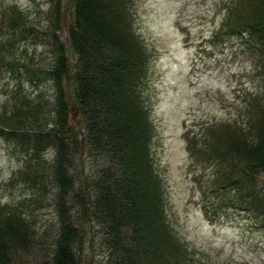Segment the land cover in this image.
Listing matches in <instances>:
<instances>
[{
    "label": "trees",
    "instance_id": "16d2710c",
    "mask_svg": "<svg viewBox=\"0 0 264 264\" xmlns=\"http://www.w3.org/2000/svg\"><path fill=\"white\" fill-rule=\"evenodd\" d=\"M50 1L43 26L32 10L0 0V72L8 73L15 87L25 81L53 90L49 114L28 110L23 115L25 107H42V101L33 104L27 93L11 96L9 90L6 96H18L20 108L0 112V137L20 148L24 162L13 180L21 173L30 187L38 186L42 155L48 149L53 153L57 232L50 251L30 264H83L88 243L84 221L98 239L99 252L113 257L110 264H200L174 233L163 180L154 168V125L146 92L151 55L134 28L133 0H69L73 19L67 45L57 33L63 0ZM224 12L214 37L244 42L264 80V0H226ZM31 36L51 46L54 56L46 66L19 56L17 44ZM67 85L81 114V129L70 121ZM260 92L250 94L245 113L210 129L207 148L192 150L213 169V187L235 194L240 209L264 223V186L258 184L264 177V90ZM81 155L86 171L80 182L73 167ZM19 208L0 205V264H16L23 254L35 252L41 240Z\"/></svg>",
    "mask_w": 264,
    "mask_h": 264
},
{
    "label": "rangeland",
    "instance_id": "374dc122",
    "mask_svg": "<svg viewBox=\"0 0 264 264\" xmlns=\"http://www.w3.org/2000/svg\"><path fill=\"white\" fill-rule=\"evenodd\" d=\"M6 1L32 10L35 20L39 19L43 26L47 24L50 0ZM225 1L133 0L134 28L151 55L150 84L146 90L154 125L151 150L154 168L164 184L167 217L190 254L200 264H264V223L255 214L240 209L235 194L231 197V192L213 187V169L192 150L207 148L212 139L210 129L224 126L223 122H232L237 114L245 113L250 94L264 90L263 74L255 65L250 48L236 38L214 37L225 13ZM62 5L63 18L57 33L67 45L72 5L69 0H63ZM17 49L19 56L31 65L46 66L54 56L48 41L41 37L21 40ZM68 54L73 65V55L69 51ZM16 84L8 73L0 72L1 115H5L4 107L20 108L18 96L8 98L7 90L11 96L27 93L33 104L42 101V107H25L23 115L28 110L43 115L54 111L53 90L48 84L38 89L25 81H19L15 87ZM67 89L69 94L68 85ZM68 100L71 124L81 129L72 93ZM20 152L19 147L0 137V205L20 206L41 239L35 252L16 260V264H30L50 251L57 232L52 204L53 153L48 149L42 155L45 163L40 169L38 186H44L40 189L30 187L32 184L22 180L21 173L13 180V175L24 166ZM82 159L81 155L73 167L80 182L86 171ZM258 181L260 187L264 186V177ZM221 197L224 203H218ZM71 203L77 216L79 208L74 200ZM83 223L88 240L83 264H110L113 257L99 252L90 223Z\"/></svg>",
    "mask_w": 264,
    "mask_h": 264
},
{
    "label": "water",
    "instance_id": "95a60500",
    "mask_svg": "<svg viewBox=\"0 0 264 264\" xmlns=\"http://www.w3.org/2000/svg\"><path fill=\"white\" fill-rule=\"evenodd\" d=\"M78 117L81 119V114H80V113H78ZM80 127H82L81 122L79 123V128H80Z\"/></svg>",
    "mask_w": 264,
    "mask_h": 264
}]
</instances>
